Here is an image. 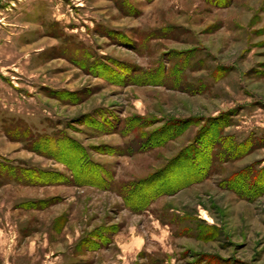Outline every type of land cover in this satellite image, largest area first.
Listing matches in <instances>:
<instances>
[{
	"label": "rangeland",
	"instance_id": "374dc122",
	"mask_svg": "<svg viewBox=\"0 0 264 264\" xmlns=\"http://www.w3.org/2000/svg\"><path fill=\"white\" fill-rule=\"evenodd\" d=\"M211 126L264 144V0H0V264H264V146L127 201Z\"/></svg>",
	"mask_w": 264,
	"mask_h": 264
},
{
	"label": "trees",
	"instance_id": "16d2710c",
	"mask_svg": "<svg viewBox=\"0 0 264 264\" xmlns=\"http://www.w3.org/2000/svg\"><path fill=\"white\" fill-rule=\"evenodd\" d=\"M176 122V121H175ZM181 122L174 123L182 129L187 126L199 124ZM218 124V123H217ZM208 127H204L196 136V143L184 148L179 155L171 159L162 169L154 172L152 175L144 178L141 182L129 186L127 201L130 203V208L135 212H142L148 210L151 204L158 198L166 195L174 194L184 188L190 187L193 184L201 183L209 179L218 169L219 162H230L242 159L247 154H250L255 149L264 146L263 142H259L256 137L250 136L242 143H234L232 137L223 136L222 128L211 126L208 136H204L203 132ZM164 130V129H163ZM159 131H152L149 133V140L158 138L153 142L149 149L165 145L174 135L158 136ZM50 139L53 137H49ZM204 138V139H203ZM58 139V138H57ZM57 139H51L53 142H58ZM71 142L72 140L66 138ZM155 140V139H154ZM51 141V142H52ZM72 145H77L72 141ZM221 147L222 151H218ZM79 148V146H78ZM217 149V150H216ZM79 150H81L79 148ZM82 154L87 157L86 153ZM49 155V153H48ZM61 159V158H60ZM254 166L242 169L239 172L232 174L228 179L220 182L222 188L233 191L241 199L248 201H255L257 198L264 195V168L259 173L252 171ZM72 169H75L72 167ZM82 175L89 174L90 168L86 166L79 169ZM27 172L38 173L37 169H27ZM92 174V173H91ZM74 183L77 186H98L88 179H82ZM21 182H28L22 180ZM45 183V182H44ZM30 184H39L38 181H30ZM142 190L143 193H140ZM96 242V241H95ZM97 244V243H92Z\"/></svg>",
	"mask_w": 264,
	"mask_h": 264
},
{
	"label": "bare ground",
	"instance_id": "6f19581e",
	"mask_svg": "<svg viewBox=\"0 0 264 264\" xmlns=\"http://www.w3.org/2000/svg\"><path fill=\"white\" fill-rule=\"evenodd\" d=\"M208 218L207 217H205V220H207Z\"/></svg>",
	"mask_w": 264,
	"mask_h": 264
}]
</instances>
